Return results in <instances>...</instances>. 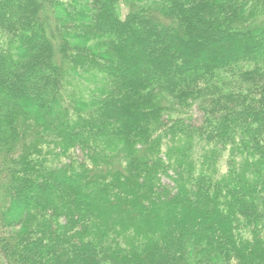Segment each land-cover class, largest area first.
I'll return each instance as SVG.
<instances>
[{
  "label": "trees",
  "instance_id": "16d2710c",
  "mask_svg": "<svg viewBox=\"0 0 264 264\" xmlns=\"http://www.w3.org/2000/svg\"><path fill=\"white\" fill-rule=\"evenodd\" d=\"M0 264H264V0H0Z\"/></svg>",
  "mask_w": 264,
  "mask_h": 264
},
{
  "label": "rangeland",
  "instance_id": "374dc122",
  "mask_svg": "<svg viewBox=\"0 0 264 264\" xmlns=\"http://www.w3.org/2000/svg\"><path fill=\"white\" fill-rule=\"evenodd\" d=\"M121 10H122L123 14L126 13V7L125 6L122 5ZM195 122H198V123L201 122V114L200 113L196 114V121ZM227 154H226V156H223L221 161H220L221 173L222 174H224L226 172V169H227Z\"/></svg>",
  "mask_w": 264,
  "mask_h": 264
}]
</instances>
